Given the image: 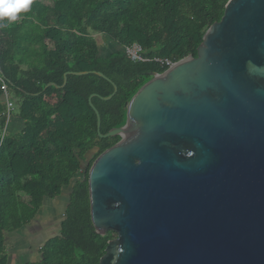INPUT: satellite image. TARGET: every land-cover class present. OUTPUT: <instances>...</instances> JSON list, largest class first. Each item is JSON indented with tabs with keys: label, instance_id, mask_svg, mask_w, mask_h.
<instances>
[{
	"label": "water",
	"instance_id": "water-1",
	"mask_svg": "<svg viewBox=\"0 0 264 264\" xmlns=\"http://www.w3.org/2000/svg\"><path fill=\"white\" fill-rule=\"evenodd\" d=\"M95 73L94 70L64 73ZM125 103L88 171L97 264H264V0H228L196 55ZM57 86V85H56Z\"/></svg>",
	"mask_w": 264,
	"mask_h": 264
},
{
	"label": "trees",
	"instance_id": "trees-1",
	"mask_svg": "<svg viewBox=\"0 0 264 264\" xmlns=\"http://www.w3.org/2000/svg\"><path fill=\"white\" fill-rule=\"evenodd\" d=\"M228 0H32L19 19L0 28V69L19 126H5L0 90V264H9L6 238L28 225L43 200L69 187L57 232L22 264H97L108 240L90 218L88 171L95 158L119 140L100 133L126 121V106L151 78L167 69L155 58L178 61L195 56L207 28L218 21ZM99 34L113 44L102 53ZM138 43L140 61L125 47ZM94 70L86 75L64 73ZM57 85V86H56ZM90 153V155H89ZM78 175L77 177H75ZM27 260V259H26Z\"/></svg>",
	"mask_w": 264,
	"mask_h": 264
},
{
	"label": "rangeland",
	"instance_id": "rangeland-1",
	"mask_svg": "<svg viewBox=\"0 0 264 264\" xmlns=\"http://www.w3.org/2000/svg\"><path fill=\"white\" fill-rule=\"evenodd\" d=\"M91 35L96 38L102 53L109 52L108 50L112 48L113 44L107 38L96 33ZM18 126V118L12 114L8 128L13 129V127ZM68 193L69 187H64L61 194L56 198L43 200L39 212L28 225L7 235L6 245L10 254L9 264H22L23 261H33L36 258L38 246L57 232V224L63 217Z\"/></svg>",
	"mask_w": 264,
	"mask_h": 264
},
{
	"label": "built area",
	"instance_id": "built-area-1",
	"mask_svg": "<svg viewBox=\"0 0 264 264\" xmlns=\"http://www.w3.org/2000/svg\"><path fill=\"white\" fill-rule=\"evenodd\" d=\"M142 47L138 43H132L130 46L125 47V53L131 61H140L145 58L142 56ZM156 61L160 62L162 65H165L167 68L171 67L175 62L169 59L155 58ZM0 90H1V99L5 105V126L3 128V133L7 129L12 112L14 109L13 100L9 89L7 87L6 81L3 78L1 69H0Z\"/></svg>",
	"mask_w": 264,
	"mask_h": 264
},
{
	"label": "clouds",
	"instance_id": "clouds-1",
	"mask_svg": "<svg viewBox=\"0 0 264 264\" xmlns=\"http://www.w3.org/2000/svg\"><path fill=\"white\" fill-rule=\"evenodd\" d=\"M32 0H0V28L16 22L22 12H27Z\"/></svg>",
	"mask_w": 264,
	"mask_h": 264
},
{
	"label": "crops",
	"instance_id": "crops-1",
	"mask_svg": "<svg viewBox=\"0 0 264 264\" xmlns=\"http://www.w3.org/2000/svg\"><path fill=\"white\" fill-rule=\"evenodd\" d=\"M44 1L49 2V3L51 2V0H44ZM9 129H10V128H9Z\"/></svg>",
	"mask_w": 264,
	"mask_h": 264
}]
</instances>
